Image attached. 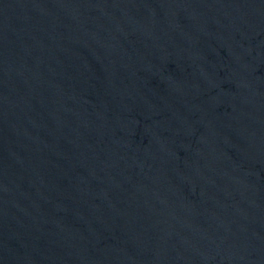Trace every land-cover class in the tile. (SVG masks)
<instances>
[{
  "label": "water",
  "instance_id": "95a60500",
  "mask_svg": "<svg viewBox=\"0 0 264 264\" xmlns=\"http://www.w3.org/2000/svg\"><path fill=\"white\" fill-rule=\"evenodd\" d=\"M0 264H264V0H0Z\"/></svg>",
  "mask_w": 264,
  "mask_h": 264
}]
</instances>
